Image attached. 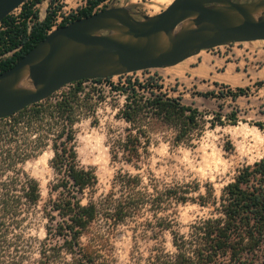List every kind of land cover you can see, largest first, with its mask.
I'll list each match as a JSON object with an SVG mask.
<instances>
[{"label": "trees", "instance_id": "obj_1", "mask_svg": "<svg viewBox=\"0 0 264 264\" xmlns=\"http://www.w3.org/2000/svg\"><path fill=\"white\" fill-rule=\"evenodd\" d=\"M43 1L22 4L18 24L11 15L0 22V73L48 35L51 10L40 19L39 10L33 8ZM99 1L91 0L73 20L92 15ZM28 20L33 22L30 30ZM85 81L66 85L69 89L61 94L56 92L0 119V159L7 160L8 166L16 167L39 149L50 146L53 151L49 163L55 178L41 206L45 237L38 242V257L32 264H112L111 237L127 222L144 235L171 231L174 252L158 249L147 264H255L264 260V157L241 168L219 197L212 187L208 194H201L199 203L211 204L212 215L194 222L187 233L173 230L174 219L161 215L190 199L178 187L160 188L153 179L145 182L140 174L125 172L116 175L108 193L96 197L98 175L94 167L81 164L75 143V125L94 105L95 90H86ZM150 81L156 83L154 87L129 80L120 88L126 95L120 115L129 128L118 149L129 163H138L148 153L154 131L172 130L174 145L191 144L204 131L206 120L198 108L169 96L155 78ZM248 89H228L225 95L236 100ZM231 123H237L236 117ZM257 125L264 128V123ZM40 201L38 180L23 171L0 184V253L13 245L20 247L16 242L25 237L13 230L23 227ZM25 242L24 253L31 241Z\"/></svg>", "mask_w": 264, "mask_h": 264}, {"label": "rangeland", "instance_id": "obj_2", "mask_svg": "<svg viewBox=\"0 0 264 264\" xmlns=\"http://www.w3.org/2000/svg\"><path fill=\"white\" fill-rule=\"evenodd\" d=\"M172 1L117 0L113 6L130 7L135 18L142 19L144 15L158 14ZM49 3L50 0H45L37 7L40 19L45 17ZM150 77L158 80L169 96L198 108L206 123L204 131L191 144L174 145L172 130L154 131L148 153L138 163H129L118 149L129 128L120 115L126 102L120 88L126 87L129 80L154 87L155 82L148 83ZM83 85L86 90H95L91 100L94 105L76 123L75 143L81 164L94 167L98 175L95 196L108 193L116 175L125 172L140 174L145 182L153 179L160 188L178 187L187 191L190 199L175 204L161 215L171 216L175 221L173 230L180 233H187L194 222L212 215L211 204L199 203L201 194H208L212 187L219 197L222 188L234 180L241 168L264 157V128L257 125L264 123V40L203 50L172 67L116 76L107 82L85 81ZM240 87L249 88L247 94L236 100L225 95L228 89L235 91ZM234 117L236 124L231 123ZM52 156L48 146L16 167L0 159V184L23 171L38 180L41 191V201L33 216L22 228L13 230L25 237L21 243L16 242L20 247L13 245L0 253V264H32L38 257V242L45 237L46 223L41 206L49 198V184L55 178L49 163ZM136 231L131 222L115 230L111 237L112 264H147L158 249L174 252L170 230L159 231L157 235ZM25 240L31 241L26 253L23 252ZM255 264H264V260Z\"/></svg>", "mask_w": 264, "mask_h": 264}, {"label": "water", "instance_id": "obj_3", "mask_svg": "<svg viewBox=\"0 0 264 264\" xmlns=\"http://www.w3.org/2000/svg\"><path fill=\"white\" fill-rule=\"evenodd\" d=\"M26 1L0 0V22ZM257 40H264V0H173L142 19L110 6L49 32L0 73V119L74 82L172 67L203 50Z\"/></svg>", "mask_w": 264, "mask_h": 264}, {"label": "built area", "instance_id": "obj_4", "mask_svg": "<svg viewBox=\"0 0 264 264\" xmlns=\"http://www.w3.org/2000/svg\"><path fill=\"white\" fill-rule=\"evenodd\" d=\"M91 0H50V3L46 6L45 11L48 10V8L51 10L53 16H52V27L49 30V32H52L59 26H61L63 23H70L73 21L75 17H77L80 12L87 8L90 5ZM117 0H100L97 5L94 7V12L100 11L104 8L113 6ZM41 4V3H40ZM40 4L35 5L33 8L37 9V7H40ZM21 13L22 11V5L15 9L10 15L15 18V23L18 24L20 22V16L16 13ZM16 15V16H13ZM32 21L28 20V30L31 29ZM13 51L9 52L8 54H12ZM7 55V54H6ZM132 74V73H129ZM126 75V74H125ZM122 76V75H120ZM116 77V76H114ZM114 77L110 78H104L100 79L98 81L96 80H88L92 82H99V81H108ZM59 92V91H58Z\"/></svg>", "mask_w": 264, "mask_h": 264}, {"label": "bare ground", "instance_id": "obj_5", "mask_svg": "<svg viewBox=\"0 0 264 264\" xmlns=\"http://www.w3.org/2000/svg\"><path fill=\"white\" fill-rule=\"evenodd\" d=\"M24 85L30 86L29 82H24Z\"/></svg>", "mask_w": 264, "mask_h": 264}, {"label": "crops", "instance_id": "obj_6", "mask_svg": "<svg viewBox=\"0 0 264 264\" xmlns=\"http://www.w3.org/2000/svg\"><path fill=\"white\" fill-rule=\"evenodd\" d=\"M44 2V1H43ZM42 19V18H41Z\"/></svg>", "mask_w": 264, "mask_h": 264}]
</instances>
